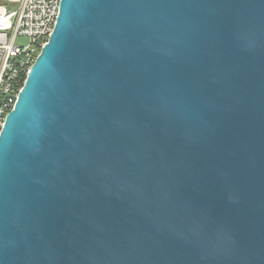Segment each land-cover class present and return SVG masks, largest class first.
Instances as JSON below:
<instances>
[{
	"label": "water",
	"instance_id": "water-1",
	"mask_svg": "<svg viewBox=\"0 0 264 264\" xmlns=\"http://www.w3.org/2000/svg\"><path fill=\"white\" fill-rule=\"evenodd\" d=\"M0 264H264V0H60L0 129Z\"/></svg>",
	"mask_w": 264,
	"mask_h": 264
},
{
	"label": "built area",
	"instance_id": "built-area-1",
	"mask_svg": "<svg viewBox=\"0 0 264 264\" xmlns=\"http://www.w3.org/2000/svg\"><path fill=\"white\" fill-rule=\"evenodd\" d=\"M60 0H0V129L47 43ZM25 39V44L17 40Z\"/></svg>",
	"mask_w": 264,
	"mask_h": 264
},
{
	"label": "rangeland",
	"instance_id": "rangeland-1",
	"mask_svg": "<svg viewBox=\"0 0 264 264\" xmlns=\"http://www.w3.org/2000/svg\"><path fill=\"white\" fill-rule=\"evenodd\" d=\"M27 41L25 39H19L17 40V43L25 44Z\"/></svg>",
	"mask_w": 264,
	"mask_h": 264
}]
</instances>
